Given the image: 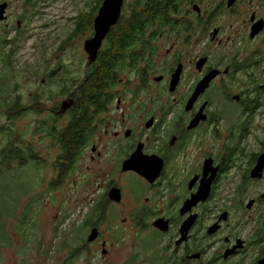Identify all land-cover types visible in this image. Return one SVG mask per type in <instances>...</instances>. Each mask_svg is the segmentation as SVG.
I'll list each match as a JSON object with an SVG mask.
<instances>
[{
	"label": "flooded vegetation",
	"instance_id": "obj_1",
	"mask_svg": "<svg viewBox=\"0 0 264 264\" xmlns=\"http://www.w3.org/2000/svg\"><path fill=\"white\" fill-rule=\"evenodd\" d=\"M137 4L130 14L124 6L101 49L116 33L130 43L118 82L93 86L89 71L100 59L82 85L56 69L60 91L38 94L34 108L57 126L69 119L62 132L86 123L76 162L57 160L56 169L61 185L81 165L100 192L89 213L100 234L89 247L102 248L101 264H260L264 176L253 172L264 155V46L253 45H264V29L253 32L264 24V0H165L128 38V19L146 9ZM48 97L57 105L46 107ZM68 100L74 105L61 113ZM104 227L116 232L106 238Z\"/></svg>",
	"mask_w": 264,
	"mask_h": 264
},
{
	"label": "rangeland",
	"instance_id": "obj_2",
	"mask_svg": "<svg viewBox=\"0 0 264 264\" xmlns=\"http://www.w3.org/2000/svg\"><path fill=\"white\" fill-rule=\"evenodd\" d=\"M101 1L0 0V5L9 3L7 19L0 20V39L11 41L6 46L0 42V151H11L5 142L7 134L2 133L9 126L17 147H32L31 154L36 155L24 165L15 162L14 166L2 164L0 157V264H101L102 248L89 247L88 240L91 205L100 192L90 186L81 165L60 185L56 161L62 152L57 139L41 125L46 121L53 124V119L34 109L38 94L45 97L60 91L54 87L62 74L78 79L80 85L85 81L90 63L85 43L95 36ZM135 1L125 0L127 14L135 8ZM141 4L138 7H144ZM259 46L264 45H253L255 49ZM12 50L10 59L5 54ZM56 69L61 72L52 78ZM43 101L46 107L58 103L50 97ZM68 122H58L59 128H66ZM253 194L251 190V197ZM118 208L110 207L108 213ZM104 229L105 237L110 238L114 230ZM50 245L56 249H47ZM65 246L68 248L63 250Z\"/></svg>",
	"mask_w": 264,
	"mask_h": 264
},
{
	"label": "trees",
	"instance_id": "obj_3",
	"mask_svg": "<svg viewBox=\"0 0 264 264\" xmlns=\"http://www.w3.org/2000/svg\"><path fill=\"white\" fill-rule=\"evenodd\" d=\"M104 1V0H103ZM103 1L102 4H103ZM100 2V3H101ZM99 3V6L97 7V11L100 10V7L102 4ZM143 3V4H141ZM144 6L146 9L144 11V15L142 14H136L135 19H128V25L124 28L127 32L126 37H131V31L135 30L136 27L133 28L132 24L134 21L143 22L147 20L146 14H150L153 11H161L165 8V0H160L159 2L157 0H146V1H138V6ZM136 7V6H135ZM139 8V7H138ZM89 21H87L88 23ZM92 24V23H91ZM78 30L77 32L81 31ZM119 35L116 33L112 36L111 42L107 44L106 49L101 50L100 52V62L94 67L91 68L89 71V74L92 78H94L93 86L96 88L100 87H110L115 85L118 82L119 75H121L125 71L126 66V57L127 54L124 55L126 50L124 52L121 51V48H126L130 44L129 42H122L121 44L117 43L116 39H118ZM129 41V40H128ZM0 42L3 43L4 46L11 44V41L8 38L2 37L0 39ZM7 51L5 56L11 59L13 52ZM101 63V65H99ZM89 83V82H88ZM90 91V90H89ZM92 94L96 95L99 93V91H91ZM20 99L16 101V106L19 103ZM83 116V115H81ZM42 125L43 131H46L47 134H49L54 139H57L60 141L59 148L61 149V155L59 156L60 163H64V165L70 166L73 162H76L77 156H76V148L83 143L85 138V130H86V123L83 120V117L77 120L76 126L73 129H68L65 131H61L59 127L54 123L45 122ZM45 125V126H44ZM2 133L7 134L8 139H6V143L11 145V151L8 152L4 150L3 152L0 151V157H2L3 162L2 164H12L14 166L15 162L20 161L19 164L24 165L26 162V159H28L32 156V158L36 157L33 156L30 152L33 151L32 147H17V143L14 140V130H12L9 126H4L2 129ZM71 142V143H70ZM73 145V148L70 146ZM30 150V151H28ZM31 154V156H30ZM22 161V163H21Z\"/></svg>",
	"mask_w": 264,
	"mask_h": 264
},
{
	"label": "water",
	"instance_id": "obj_4",
	"mask_svg": "<svg viewBox=\"0 0 264 264\" xmlns=\"http://www.w3.org/2000/svg\"><path fill=\"white\" fill-rule=\"evenodd\" d=\"M125 6V0H105L102 7L100 8V12L98 17L95 20V36L88 39L85 43V49L86 52L89 54V64H94L97 62L101 49L104 45L105 40L109 36L111 30L118 24L120 21L122 15H123V9ZM9 8V3H3L0 5V20L5 21L7 19V10ZM264 29L263 25H257L254 28L253 36H256L261 30ZM215 77V74H212L208 76L199 86L195 96L194 100H196L202 93L206 91V89L209 87L211 80ZM74 100H68L65 101L63 104V108L61 110V113H65L74 105ZM147 175V173H145ZM264 176V155L261 157V160L258 164V166L255 168L253 172L254 178H263ZM210 188L203 187L202 191L199 195L196 196L194 200H192L191 205L199 202L201 199L206 198V196L209 194ZM113 198L116 200H121V193L120 190H116L113 193ZM253 203H251L252 206ZM100 231L98 228H95L90 237L89 241L93 242L99 237ZM264 264V260L260 263Z\"/></svg>",
	"mask_w": 264,
	"mask_h": 264
}]
</instances>
